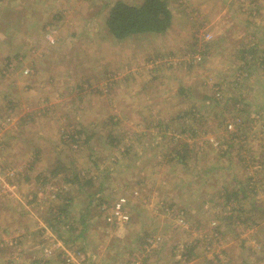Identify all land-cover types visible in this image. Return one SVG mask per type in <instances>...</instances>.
I'll return each mask as SVG.
<instances>
[{"label": "rangeland", "instance_id": "1", "mask_svg": "<svg viewBox=\"0 0 264 264\" xmlns=\"http://www.w3.org/2000/svg\"><path fill=\"white\" fill-rule=\"evenodd\" d=\"M118 1L0 0V264H264V0Z\"/></svg>", "mask_w": 264, "mask_h": 264}, {"label": "trees", "instance_id": "2", "mask_svg": "<svg viewBox=\"0 0 264 264\" xmlns=\"http://www.w3.org/2000/svg\"><path fill=\"white\" fill-rule=\"evenodd\" d=\"M170 23L171 12L164 0H144L140 7L127 5L118 1L112 7L106 21L109 30L118 39L124 38L133 33L136 34L150 31L163 32L169 27ZM183 145V149L178 150L176 156L179 158L180 162L185 163V159L189 153V145ZM179 151H181L182 154H178ZM67 204H70V199L67 200ZM63 207L65 208L66 204L63 205ZM64 208L58 212L59 217L66 214V208Z\"/></svg>", "mask_w": 264, "mask_h": 264}, {"label": "built area", "instance_id": "3", "mask_svg": "<svg viewBox=\"0 0 264 264\" xmlns=\"http://www.w3.org/2000/svg\"><path fill=\"white\" fill-rule=\"evenodd\" d=\"M123 202V199L118 202L116 208H115V213L120 214L122 217L127 218L125 215H123L120 210H121V203ZM125 220V219H124Z\"/></svg>", "mask_w": 264, "mask_h": 264}, {"label": "bare ground", "instance_id": "4", "mask_svg": "<svg viewBox=\"0 0 264 264\" xmlns=\"http://www.w3.org/2000/svg\"><path fill=\"white\" fill-rule=\"evenodd\" d=\"M148 239V238H147ZM146 241V240H145ZM149 241H150V239H149ZM148 244V243H147Z\"/></svg>", "mask_w": 264, "mask_h": 264}]
</instances>
